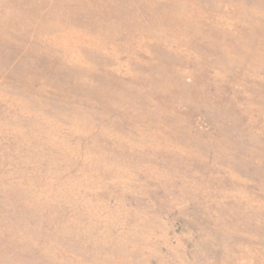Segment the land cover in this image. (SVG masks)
I'll list each match as a JSON object with an SVG mask.
<instances>
[{
    "label": "rangeland",
    "instance_id": "1",
    "mask_svg": "<svg viewBox=\"0 0 264 264\" xmlns=\"http://www.w3.org/2000/svg\"><path fill=\"white\" fill-rule=\"evenodd\" d=\"M0 264H264V0H0Z\"/></svg>",
    "mask_w": 264,
    "mask_h": 264
}]
</instances>
